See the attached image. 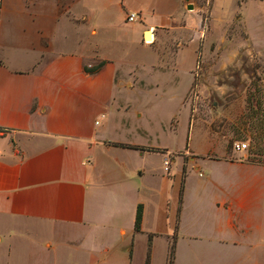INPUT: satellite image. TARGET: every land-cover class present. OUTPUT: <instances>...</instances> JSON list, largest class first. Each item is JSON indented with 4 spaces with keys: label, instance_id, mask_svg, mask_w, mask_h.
I'll use <instances>...</instances> for the list:
<instances>
[{
    "label": "crops",
    "instance_id": "crops-1",
    "mask_svg": "<svg viewBox=\"0 0 264 264\" xmlns=\"http://www.w3.org/2000/svg\"><path fill=\"white\" fill-rule=\"evenodd\" d=\"M190 1L68 0L87 22L86 44L63 26L70 15L60 14V0H0V264H25V247L26 264H145L149 245V264H166L174 235V264H264V156L230 149L217 109L205 121L185 103L202 39ZM112 8L122 19L112 20ZM131 13L141 26L124 23ZM167 37L177 48L172 82L179 69L191 77L181 106L192 136L181 147L176 113L154 127L133 109L135 96L120 93L126 74L167 62L168 46L156 47ZM194 132L207 139L203 151Z\"/></svg>",
    "mask_w": 264,
    "mask_h": 264
},
{
    "label": "rangeland",
    "instance_id": "rangeland-1",
    "mask_svg": "<svg viewBox=\"0 0 264 264\" xmlns=\"http://www.w3.org/2000/svg\"><path fill=\"white\" fill-rule=\"evenodd\" d=\"M67 1L60 0V14L67 12L71 16L68 15L70 23L65 21L63 26H66L68 31L71 28L72 37L77 43L82 41L87 44L90 36L87 22L78 20L70 10L68 11ZM190 4L195 6V14L201 20L202 39L195 68L193 59L188 62V67L194 68L193 74L197 80L194 91L199 96L196 98L194 91L190 90L185 103L191 110L194 109L195 117L205 121L212 116L211 110L217 109V115L225 123L222 133L229 138V148H232L234 142L246 143L248 149L243 153L247 158L260 160L264 154V0H192ZM96 7V11L101 13L98 4ZM110 15L114 21L123 17V13L116 8L111 9ZM194 21L197 25L196 17ZM124 23L129 24L126 17ZM134 24L141 26V23ZM173 40L174 38L167 37L161 45L156 46L160 47L159 53H165L162 49L168 46V57L165 58L167 62L150 73L143 71L137 75L135 72L138 73L139 70H133L129 76L126 74L123 80L128 84L120 89V93L121 96H135L130 99L133 109L143 112L144 118H151L154 127L158 126L160 121L166 122L172 113H176L179 126L177 135L181 147V140H184L186 145L192 136L193 122L189 120V110L187 106H181L191 77L184 69H179L177 85L172 82L173 53L177 50ZM144 44L150 43L145 40ZM66 46L62 47L71 49L69 44ZM198 46L196 43L192 49L197 51ZM247 50L250 52H246ZM143 56H131L129 61L139 62ZM221 67L224 69L219 71ZM218 86L225 88L229 96L218 97ZM208 94L211 96H207ZM154 96L163 98L155 99ZM175 139L177 137H172L171 142H175ZM205 140L207 141L204 134L198 135L194 132V149L203 151L207 145ZM220 148H214V152L219 154ZM177 173L178 166H173V174ZM24 253L26 264L27 247L24 248Z\"/></svg>",
    "mask_w": 264,
    "mask_h": 264
},
{
    "label": "trees",
    "instance_id": "trees-1",
    "mask_svg": "<svg viewBox=\"0 0 264 264\" xmlns=\"http://www.w3.org/2000/svg\"><path fill=\"white\" fill-rule=\"evenodd\" d=\"M102 66H103V63H100L99 65H97L95 67H85L84 71L87 74H95ZM117 146L124 147V148H129V149H134V150H143L142 148L133 147V146H125V145H117ZM263 156H264V154H263ZM256 161H260V162L263 161V157H262V159L256 160ZM182 191H183V186H181V190H180V194H179L178 212L180 211V207H181V203H182ZM141 222H142V207L138 206L137 211H136V216H135V222H134V230H135V232H140ZM175 229H177V226H176ZM175 245H176V237L174 235L172 240H171V242H170V245H169V251H168V257H167L166 264H174V260H175ZM149 256H150V245H149V248H148V254H147V257H146L145 264H149Z\"/></svg>",
    "mask_w": 264,
    "mask_h": 264
},
{
    "label": "built area",
    "instance_id": "built-area-1",
    "mask_svg": "<svg viewBox=\"0 0 264 264\" xmlns=\"http://www.w3.org/2000/svg\"><path fill=\"white\" fill-rule=\"evenodd\" d=\"M126 21L129 24L140 23L142 21V18L137 13H131V14L127 15ZM232 148L236 152H244V151H246L248 149V145L246 143L234 142L233 145H232ZM164 166H165V171L167 172L168 171V166H169V161L164 162Z\"/></svg>",
    "mask_w": 264,
    "mask_h": 264
},
{
    "label": "water",
    "instance_id": "water-1",
    "mask_svg": "<svg viewBox=\"0 0 264 264\" xmlns=\"http://www.w3.org/2000/svg\"><path fill=\"white\" fill-rule=\"evenodd\" d=\"M186 2H188V0H186ZM187 9H188L189 11H192V10H193V7H192L191 5H189V6L187 7ZM152 35H153V34H152V32H151L150 30L144 32V34H143V39H144V41L147 40L148 38H150V36H152Z\"/></svg>",
    "mask_w": 264,
    "mask_h": 264
},
{
    "label": "bare ground",
    "instance_id": "bare-ground-1",
    "mask_svg": "<svg viewBox=\"0 0 264 264\" xmlns=\"http://www.w3.org/2000/svg\"><path fill=\"white\" fill-rule=\"evenodd\" d=\"M152 36H153V35H152ZM147 42H148V43H152V42H149V40H148V39H147Z\"/></svg>",
    "mask_w": 264,
    "mask_h": 264
}]
</instances>
